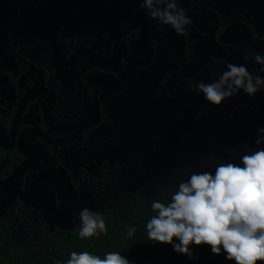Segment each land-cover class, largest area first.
<instances>
[{
	"label": "flooded vegetation",
	"instance_id": "af4514ba",
	"mask_svg": "<svg viewBox=\"0 0 264 264\" xmlns=\"http://www.w3.org/2000/svg\"><path fill=\"white\" fill-rule=\"evenodd\" d=\"M141 3L0 0V226L16 241L167 200L186 173L264 148V90L216 106L188 84L227 63L264 77V0H176L184 35Z\"/></svg>",
	"mask_w": 264,
	"mask_h": 264
},
{
	"label": "clouds",
	"instance_id": "9594fccd",
	"mask_svg": "<svg viewBox=\"0 0 264 264\" xmlns=\"http://www.w3.org/2000/svg\"><path fill=\"white\" fill-rule=\"evenodd\" d=\"M141 7L153 19L170 25L178 35L186 34L191 24L190 18L177 7L176 0H142ZM252 59L264 71V55L252 53ZM188 84L197 95L203 93L209 103L220 106L241 90L254 97L264 90V77L249 72L244 64L227 63L217 80L188 81ZM258 132L255 144H264V128ZM186 175L171 192L167 203L160 199L151 202L156 215L147 222L148 238L172 244L176 252L190 257L189 245L207 244L216 255L223 248L226 258L236 264L264 261V148L240 155L239 163L216 161L214 174L204 170ZM78 218L77 231L81 238L97 235V230L107 234L105 220L98 212L83 208ZM135 231V228L128 229V236ZM174 237L179 243L173 244ZM67 264L131 262L118 252H109L103 259L88 252H72Z\"/></svg>",
	"mask_w": 264,
	"mask_h": 264
},
{
	"label": "trees",
	"instance_id": "16d2710c",
	"mask_svg": "<svg viewBox=\"0 0 264 264\" xmlns=\"http://www.w3.org/2000/svg\"><path fill=\"white\" fill-rule=\"evenodd\" d=\"M171 193L167 200H170ZM139 197L134 204L110 208L102 217L105 220L107 234L97 230V235L81 238L77 230L56 229L50 241L46 244L38 242L35 245L16 241L12 227L0 226V264H67L71 253L88 252L103 259L109 252H118L131 264H236L228 260L227 254L221 248L216 255L207 244L189 245L192 256L178 253L172 244L151 241L148 238L147 222L156 215L151 209V199ZM150 202V203H149ZM135 228V233L129 237L128 229ZM179 243L173 238V244ZM264 264V261H257Z\"/></svg>",
	"mask_w": 264,
	"mask_h": 264
},
{
	"label": "rangeland",
	"instance_id": "374dc122",
	"mask_svg": "<svg viewBox=\"0 0 264 264\" xmlns=\"http://www.w3.org/2000/svg\"><path fill=\"white\" fill-rule=\"evenodd\" d=\"M44 243L46 244L47 242L44 241ZM51 262H53V257L50 256L47 260V264H50Z\"/></svg>",
	"mask_w": 264,
	"mask_h": 264
}]
</instances>
